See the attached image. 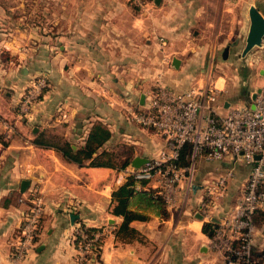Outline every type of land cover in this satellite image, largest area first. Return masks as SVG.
<instances>
[{"label": "crops", "instance_id": "crops-1", "mask_svg": "<svg viewBox=\"0 0 264 264\" xmlns=\"http://www.w3.org/2000/svg\"><path fill=\"white\" fill-rule=\"evenodd\" d=\"M147 2V8L135 14L128 0H54L58 14L47 29L31 25L30 16L20 27L12 13L14 5L0 0V264H13L12 250L27 209L21 198L29 196L33 176L40 182L46 210L35 248L20 264H75L73 239L80 223L103 233L97 259L85 264H225L208 246L210 235L202 230L205 219L199 218L200 205L207 186L233 169L226 195L209 211L215 225L231 214L244 194L251 165L233 156L222 161L199 158L192 182L181 183L179 201L168 209L170 217L150 213L147 221H133L139 238L122 242L116 230L124 218L111 212L112 193L121 186L119 171L90 166V161L78 163L51 145L35 144L43 132L47 141L59 136L76 150L101 123L111 132L107 150L126 148L132 154L122 152L123 158L131 156L132 162L136 157L158 156L168 149V139L137 124L130 109L145 106L148 94L158 85L177 92L202 85L204 79L194 68H201L204 75L206 53H216L222 46L227 59L231 46H238V37L247 38L249 9L258 3ZM159 36L166 39L163 45ZM40 66L50 75V86L29 120L22 123L17 115L22 88L33 68ZM255 66L263 83L262 65ZM223 80L215 82L224 85ZM255 84L243 79L238 87H230V93L222 92L223 107L218 113L224 116L231 108L252 105L260 89ZM4 119L16 122V133L8 141L3 136ZM22 180L31 181L26 193L21 192ZM71 214L78 215L74 223ZM254 251L256 256L264 253V212L257 216Z\"/></svg>", "mask_w": 264, "mask_h": 264}, {"label": "built area", "instance_id": "built-area-1", "mask_svg": "<svg viewBox=\"0 0 264 264\" xmlns=\"http://www.w3.org/2000/svg\"><path fill=\"white\" fill-rule=\"evenodd\" d=\"M254 54L262 65L261 75L264 79V35L261 45L254 48ZM29 83L17 106L20 116L27 118L49 88L50 75L45 72ZM222 92L223 89L214 81H207L183 92L164 85L153 89L148 94L147 104L141 109L131 108L130 114L137 124L164 135L168 139V149L161 151L158 156L148 157L147 162L139 168L130 164L121 169L117 182L122 185L129 178H134L137 189H154L163 198L167 208L171 209L179 201L181 183L184 180L192 182L199 158L222 161L227 156H233L251 165L244 194L234 211L222 217L214 226L208 246L228 264H264V253L256 256L254 251L257 216L264 212V80L253 99L254 109L252 105L231 108L224 116L220 115L218 109L223 104L219 97ZM3 126V136L12 138L14 124L3 120ZM185 144H191L192 151L189 164L181 166L178 161ZM234 175V170L230 169L207 186L199 212L208 222H213L210 208L217 199L226 195L228 182ZM21 202L27 204V209L23 215L19 240L12 250L13 264L22 263L34 250L46 210L41 192H30L29 196L21 198ZM89 228L84 223L75 228V264H85L98 256L103 233L89 232Z\"/></svg>", "mask_w": 264, "mask_h": 264}, {"label": "trees", "instance_id": "trees-1", "mask_svg": "<svg viewBox=\"0 0 264 264\" xmlns=\"http://www.w3.org/2000/svg\"><path fill=\"white\" fill-rule=\"evenodd\" d=\"M110 138L111 132L103 124L99 123L95 124L86 138L84 145L76 150L73 149L70 142H62L59 136L47 141L43 132L37 135L35 144L39 146L51 145L62 152L65 157L78 163L83 164L85 161H90V166L109 167L120 171L131 164L132 157L128 156L122 161L121 157L123 153L118 154L117 152L107 150L105 148V143ZM191 151V144H185L182 147L178 161L179 165L185 166L189 164ZM111 212L124 218L122 224L116 230L117 240L122 242L139 238L140 233L131 226L133 221H147L150 218V213L159 215L164 219L170 217V212L163 198L157 195L152 188L137 189L134 178H129L124 184L113 191ZM214 225L213 222L205 223L203 231L211 235ZM88 231L93 232L100 230L90 227ZM95 259H97V257Z\"/></svg>", "mask_w": 264, "mask_h": 264}, {"label": "rangeland", "instance_id": "rangeland-1", "mask_svg": "<svg viewBox=\"0 0 264 264\" xmlns=\"http://www.w3.org/2000/svg\"><path fill=\"white\" fill-rule=\"evenodd\" d=\"M5 1H7V2L11 1V4L14 5L15 8L12 11V13H13L14 19L19 23L20 27H23L25 24H27L28 20L25 18V16H30L29 17L30 18L29 23L31 25L45 27V28L49 29V28H51V26H53L54 16H57V14H58V7L57 6L55 7L52 3L54 0H5ZM147 1L148 0H128L129 4L133 7V13H135V14H139L140 11L147 8V3H148ZM256 1L258 2L257 6H260L261 9H263L262 5H263L264 0H262V1L256 0ZM21 4H24V5H21ZM17 5H19V6H17ZM263 11H264V9H263ZM20 18H23V19L20 20ZM163 40L166 41V39L164 37H162V36L158 37V42L162 45L164 44ZM237 41L239 42L238 46H231L227 59L224 58V48H225L224 46L220 47L216 51V53H211V52L206 53V61H205V64L203 66L205 74L204 75L201 74L202 73L201 68H199V69H195L196 67L194 68V71L197 72L199 77H202L204 79V80H202V83H200V84L206 83L207 81H214V82L216 80L220 81V80H223L222 78H220L221 76L225 77V80H223V82H225L224 85L217 84V86L219 88L223 89V92L225 94L230 93V91H229L230 87L234 88V87H238L239 84L241 85L243 79H244V81H250L251 83H254V82L257 83V85L256 84L254 85V88H257V87L260 88L262 86L263 83H261V81H260L261 78L258 75L257 67L255 66V65H258L260 63H258V60L256 59V54L253 55L255 47L246 56L243 57L242 56V52H243L242 47L246 45V37L245 36L238 37ZM59 44H60L59 42L55 43L56 51L59 50ZM213 54H214V62L212 64L211 63L212 62L211 61V55H213ZM3 55H5V54H3ZM163 59L164 60L167 59V56L164 55ZM45 72L46 71H45V68H43V66L33 68L32 74L29 76L28 80L26 81V84L22 88L21 96L24 94L26 88H28V86L30 84L29 83L30 80L37 79L39 76H41ZM229 82H230V84L234 83L233 84L234 87H232V85H229ZM240 88H242V87H240ZM7 90H9V89H7ZM42 99H43V97H42ZM42 99H41V101H42ZM38 104H37V106H38ZM17 115L19 116V119L22 123H25L26 121L29 120L26 116H20L21 114H19V112H18V107H17ZM4 120H8L10 123L14 124V126H15L14 132L16 133L17 128H16L15 120L14 121L9 120V119H4ZM30 135L33 136L32 132H30ZM10 139L5 138L6 141H8ZM121 148L122 147H119V149H121ZM122 152L123 153L129 152L130 154H132L131 151H129L126 148L121 149L117 153L120 154ZM123 156H124V154H122V157H121L122 161L124 160ZM31 180H35L34 181L35 183H34V186L32 187V190L30 192H41V195H43V193H42L43 190L40 186V182L38 181L37 177L33 176V178L31 177ZM196 210H197V208L192 210L191 217H194V212ZM205 223H208V221L207 220L203 221V227H204ZM203 227H202V230H203ZM200 241H202V240L200 239ZM211 252L216 253L212 249H211ZM218 257L225 264H228V262H226L221 255L218 254Z\"/></svg>", "mask_w": 264, "mask_h": 264}, {"label": "water", "instance_id": "water-1", "mask_svg": "<svg viewBox=\"0 0 264 264\" xmlns=\"http://www.w3.org/2000/svg\"><path fill=\"white\" fill-rule=\"evenodd\" d=\"M156 4H160L161 0H155ZM249 17H250V29L246 38V46L243 51V56H246L254 47L260 46L262 42V38L264 35V15L262 12L258 9L257 6L252 5L249 9ZM174 64L177 65V61L174 60ZM256 96V93L254 94V98ZM252 108L254 109L255 106L252 105ZM257 158H259L257 156ZM148 158L146 157H136L132 165L134 167H141L145 162H147ZM31 184L30 180H22L21 182V192L24 193L29 189V186ZM71 220L74 223L75 220L78 218L77 214H71ZM200 219H204V216L200 214Z\"/></svg>", "mask_w": 264, "mask_h": 264}]
</instances>
